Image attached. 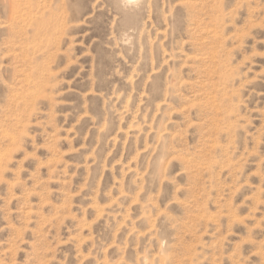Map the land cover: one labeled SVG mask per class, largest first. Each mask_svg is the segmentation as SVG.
<instances>
[{
  "label": "rangeland",
  "instance_id": "1",
  "mask_svg": "<svg viewBox=\"0 0 264 264\" xmlns=\"http://www.w3.org/2000/svg\"><path fill=\"white\" fill-rule=\"evenodd\" d=\"M0 264H264V0H0Z\"/></svg>",
  "mask_w": 264,
  "mask_h": 264
},
{
  "label": "bare ground",
  "instance_id": "2",
  "mask_svg": "<svg viewBox=\"0 0 264 264\" xmlns=\"http://www.w3.org/2000/svg\"><path fill=\"white\" fill-rule=\"evenodd\" d=\"M128 1H131V0H128Z\"/></svg>",
  "mask_w": 264,
  "mask_h": 264
}]
</instances>
